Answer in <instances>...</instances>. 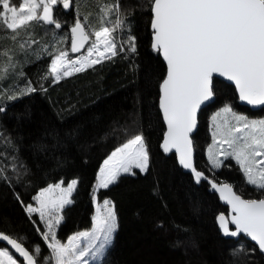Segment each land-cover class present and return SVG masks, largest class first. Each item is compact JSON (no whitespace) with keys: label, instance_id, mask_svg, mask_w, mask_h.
I'll return each mask as SVG.
<instances>
[{"label":"trees","instance_id":"16d2710c","mask_svg":"<svg viewBox=\"0 0 264 264\" xmlns=\"http://www.w3.org/2000/svg\"><path fill=\"white\" fill-rule=\"evenodd\" d=\"M149 3L121 0L136 37L135 53L127 51L125 45L124 52L58 83H53L51 77L43 79L51 58L47 54L37 58L33 50L38 52L40 45H33L23 54L15 50L14 75L4 85H11L9 90L18 94L30 83L36 91L18 95L15 100L0 99V106L5 108L0 112V167L7 177L0 179V226L10 223L9 232L27 236L29 247L32 242L40 244L48 254L35 226L43 231V224L37 215L28 219L21 201L32 204V197L48 183L63 179L67 184L77 179L71 196L74 202L63 209L64 219L56 228L62 242L90 228L94 191L97 201L111 202L117 216L111 246L102 260L93 264H264L256 246L246 239L227 240L221 236L216 217L227 215L228 209L208 191L206 183L197 184L174 155L166 156L159 149L164 125L158 110V82L166 68L151 48ZM128 5L134 7L127 10ZM55 7L54 14L62 23V28L56 30L62 41L58 47L66 49L77 8ZM79 11L91 12L90 20L99 26L97 0H85ZM47 27L54 28L43 26ZM43 28H35L34 38L47 44L52 37ZM127 34L125 28L115 35L126 38ZM0 47H13L12 41L0 34ZM214 85V102L200 111L192 136L195 168L217 184L232 185L244 198H264L246 184L232 159L213 168L206 157L211 141L210 117L225 103L250 119L264 117V108L250 111L240 106L232 86L216 79ZM125 128L143 133L148 169L145 173L136 169L134 175H120L108 188L95 190L101 164L125 139ZM239 245L251 251L231 257L230 250Z\"/></svg>","mask_w":264,"mask_h":264},{"label":"snow or ice","instance_id":"6c2138e0","mask_svg":"<svg viewBox=\"0 0 264 264\" xmlns=\"http://www.w3.org/2000/svg\"><path fill=\"white\" fill-rule=\"evenodd\" d=\"M84 3L85 0H20L19 3L0 0V34L13 44V47H0V99L15 100L18 95L36 91L30 83L18 94L9 90L11 85H4L16 68V47L26 52L33 45H40L38 52L33 51L37 58L40 54L51 58L43 79L51 77L53 83L111 59L124 52L125 45L127 51L136 52V37L131 33L121 0H97L98 27L90 20L91 12L79 11ZM57 5L65 10L77 8V18L71 26L72 53L80 52L89 44L90 37H95L86 49V56L73 59L66 49L58 47L62 41L56 30L62 28V23L54 14ZM132 7L128 5L127 10ZM149 11L151 48L166 63V75L158 82L159 108L167 126L160 147L164 153L175 149L179 163L191 170L195 182L200 184L207 179L221 200L230 206L229 217L223 214L216 217L223 234L231 237L243 234L264 253V198H244L233 191L232 185L217 184L198 171L192 163L194 146L190 135L197 127L198 111L216 95V76L234 84L240 101L254 107L264 106V0H150ZM37 26H54L43 28L45 34L51 33L52 39L47 44L34 38ZM125 28L126 38L115 35ZM4 111L0 106V112ZM210 121L213 145L208 152L212 167L222 165L221 155L234 159L246 184L264 197V119H250L225 103L211 115ZM123 131L127 139L103 161L95 190L116 183L122 173L134 175L133 169L141 173L148 169L149 155L143 133L130 132L127 128ZM4 171L0 167V179H7ZM77 183V179H72L66 187L63 179L48 183L32 197L35 206L21 201L29 220L33 214H39L44 230L33 223L49 252L45 254L43 246L34 242L29 247L27 236L8 231L12 228L9 223L0 226V242H6L0 243V264H92L102 259L118 227L109 200H104L102 208L97 205L91 230L68 236L66 243L57 236L56 228L64 219L63 209L74 202L71 196ZM93 201H96L95 191ZM229 224L235 229L230 230ZM248 251L251 249L239 245L229 254L236 258Z\"/></svg>","mask_w":264,"mask_h":264},{"label":"water","instance_id":"95a60500","mask_svg":"<svg viewBox=\"0 0 264 264\" xmlns=\"http://www.w3.org/2000/svg\"><path fill=\"white\" fill-rule=\"evenodd\" d=\"M150 28H151V23H150ZM159 57H160L162 63L164 64V66H165V68H166V63L164 62L163 57H162L161 55H159ZM165 75H166V73H165ZM214 79H216V80H218V81H221V82H223V83H225V84H227V85H230V86H232V87L235 89L234 84H232L230 81L225 80L223 77L216 76ZM235 92H236V90H235ZM236 94H237V92H236ZM237 97H238V94H237ZM214 99H215V97H214ZM214 99H213V101L210 102L207 106L202 107L201 110H203L204 108H206V107H208L209 105H211V104L214 102ZM238 104H239L240 106L246 107V108L249 109L250 111H258V110H260L261 108H264V106H255V107H254V106L248 105V104H246V103L240 101V100H239V97H238ZM158 110H159V113H160V115H161L162 123H163V125H164V132H165V131L167 130V126H166V124L164 123V120H163V114L161 113L160 108H159V99H158ZM201 110L198 111V114H197V120H198V116H199V113H200ZM197 127H198V122H197ZM197 127H196V129H194V131L190 134V135H191V139H192V136L195 134V132H196V130H197ZM163 136H164V134H163ZM162 142H163V137H162V141H161L160 145L162 144ZM159 149H160V151H161L164 155H166V156H168V155H174V156H175V159H176V161H177V163L179 164V166H180L184 171H186L188 174H190V175L192 176V178L194 179L191 170H190V169H185V168L179 163V158H178L177 153L175 152V149H172L169 153H164L163 149H162L160 146H159ZM194 157H195V152H194V150H193L192 163H193V165H194V167H195V160H194ZM208 179H209V178H208ZM201 182L206 183V184L208 185V191H209L210 193L216 195V196L218 197V199H219V203H220L222 206H224V207H226V208L228 209L227 215H225V216H226V217H229V215H230V211H231V210H230V206H229L224 200H221V198H220V194H219L218 192H216L214 189L211 188V185L208 183L207 179L202 180ZM233 191H234V189H233ZM216 226H217V228H218V230H219L221 236H222L224 239H227V240H238L239 238H244V239H246L247 241H249L250 243H252L253 245H255V243H254L253 241H251L248 237L244 236L243 234H240L238 237L225 236V235L223 234V232L220 230V227H219V224H218L217 220H216ZM229 228H230V230H234V229H235V226L232 225V224H229ZM0 243H4V244H6V242H0ZM8 247H10V246H8ZM256 248H257L258 252H259L260 255L263 257V260H264V253H261V252L259 251V249H258L257 246H256ZM13 251H14V250H13ZM16 256L18 257V254H16ZM19 259L22 261V258H19Z\"/></svg>","mask_w":264,"mask_h":264},{"label":"rangeland","instance_id":"374dc122","mask_svg":"<svg viewBox=\"0 0 264 264\" xmlns=\"http://www.w3.org/2000/svg\"><path fill=\"white\" fill-rule=\"evenodd\" d=\"M20 2V0H17V3H19ZM74 24V23H73ZM72 24V25H73ZM69 32H70V34H69V42H68V45H67V48H66V50L69 52V56L71 57V58H73V59H75V58H78V57H80L81 55H87V51H86V49H87V47L88 46H90V44H91V42L92 41H94L95 40V37L94 36H92V37H90V41H89V44H87V45H85V48L84 49H81V51L80 52H77V53H72L71 52V26H70V28H69ZM15 50L17 51V52H20V53H25V52H23V51H21L18 47H16L15 48ZM94 56H95V54H94ZM105 60V59H104ZM103 61V60H102ZM94 66V65H93ZM92 67V66H91ZM91 67H87L86 69H88V68H91ZM85 69V70H86ZM73 74H75V73H73ZM13 75H14V73L12 72L11 74H10V77H9V79L8 80H6V81H4V83H8L9 81H10V79L13 77ZM258 119H264V117H261V118H258ZM130 130V129H129ZM132 131H130V132H134V133H138L137 132V130L138 129H131ZM125 139H126V136H125ZM125 139L118 145V146H120L123 142H125ZM213 145V139H212V129H211V141H210V143H209V145L206 147V157H207V159H208V161H209V152H208V149H209V147L210 146H212ZM117 146V147H118ZM225 148L227 147V145H225L224 146ZM217 152L219 151V146L217 145L216 146V149H215ZM111 154V153H110ZM109 154V155H110ZM108 155V156H109ZM107 156V157H108ZM219 159L223 162V160H225V158L221 155V156H219ZM230 159H232V158H230ZM235 163H236V161L234 160V159H232ZM210 163V162H209ZM211 164V163H210ZM237 164V163H236ZM103 165V163L101 164V166ZM238 165V164H237ZM239 166V165H238ZM240 168V167H239ZM134 170H136V169H133V172H134ZM137 170H139V169H137ZM242 172V171H241ZM98 173H99V171H98ZM123 174H126V173H122L121 175H123ZM66 185L67 184H64V186L66 187ZM103 202H104V200H102V201H97V199H96V201L94 202L93 201V206H94V212H93V216H95L96 214H97V205H99L101 208L103 207ZM32 205L33 206H35V201L33 200V203H32ZM110 206H112V204L110 205ZM34 215H37V217H38V219H39V214L38 213H35ZM92 216V217H93ZM40 220V219H39ZM42 223V222H41ZM43 224V223H42ZM43 226H44V224H43ZM91 227H92V223H91V226H90V228H88V229H84V230H80V231H88V230H91ZM79 232V231H78ZM75 233H77V232H75ZM75 233H73V234H75ZM72 234V235H73ZM113 235H114V233H113ZM63 242H67V239L65 240V241H63ZM46 245V244H45ZM47 247V246H46ZM0 250H2V249H0ZM48 250V249H47ZM48 252H49V250H48ZM104 257V256H103ZM102 257V258H103ZM102 260V259H101ZM100 260V261H101ZM100 261H96V262H92V264L93 263H99Z\"/></svg>","mask_w":264,"mask_h":264}]
</instances>
